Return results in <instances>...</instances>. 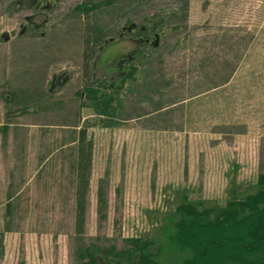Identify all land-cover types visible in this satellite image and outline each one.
Here are the masks:
<instances>
[{
	"label": "rangeland",
	"instance_id": "obj_1",
	"mask_svg": "<svg viewBox=\"0 0 264 264\" xmlns=\"http://www.w3.org/2000/svg\"><path fill=\"white\" fill-rule=\"evenodd\" d=\"M262 173L264 0H0V264L162 239Z\"/></svg>",
	"mask_w": 264,
	"mask_h": 264
},
{
	"label": "trees",
	"instance_id": "obj_2",
	"mask_svg": "<svg viewBox=\"0 0 264 264\" xmlns=\"http://www.w3.org/2000/svg\"><path fill=\"white\" fill-rule=\"evenodd\" d=\"M76 8L89 9L86 4ZM139 31L146 32L143 27ZM86 92L94 93L92 97L96 98L95 90ZM80 136L83 140L86 128L80 130ZM82 157L76 190L80 212L88 187L91 150ZM105 208L106 200L99 190L98 210L101 213ZM162 220L164 238L131 237L127 246L119 250L90 244L80 253L82 264H264V173L244 194L233 190L224 205L191 201L184 196ZM2 240L0 232V250Z\"/></svg>",
	"mask_w": 264,
	"mask_h": 264
},
{
	"label": "flooded vegetation",
	"instance_id": "obj_3",
	"mask_svg": "<svg viewBox=\"0 0 264 264\" xmlns=\"http://www.w3.org/2000/svg\"><path fill=\"white\" fill-rule=\"evenodd\" d=\"M30 2H31V4H32V6H33V5H36L37 0H30ZM47 6H48V3H45V4H44V7H47ZM140 27H141V26H140ZM140 27H139V28H140Z\"/></svg>",
	"mask_w": 264,
	"mask_h": 264
},
{
	"label": "water",
	"instance_id": "obj_4",
	"mask_svg": "<svg viewBox=\"0 0 264 264\" xmlns=\"http://www.w3.org/2000/svg\"><path fill=\"white\" fill-rule=\"evenodd\" d=\"M156 38H157V35H156ZM156 41H157V39H156ZM156 43V42H155Z\"/></svg>",
	"mask_w": 264,
	"mask_h": 264
}]
</instances>
